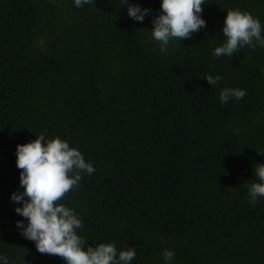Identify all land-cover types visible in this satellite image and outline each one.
I'll list each match as a JSON object with an SVG mask.
<instances>
[{
	"label": "trees",
	"instance_id": "1",
	"mask_svg": "<svg viewBox=\"0 0 264 264\" xmlns=\"http://www.w3.org/2000/svg\"><path fill=\"white\" fill-rule=\"evenodd\" d=\"M128 2L151 12L140 22L125 0H0V256L66 264L21 234L11 199L24 190L16 147L43 134L95 168L59 202L86 246L133 247L130 264H264V197L249 195L264 164V47L214 56L227 11L264 28V0H206V27L166 54L152 37L161 0ZM224 88L247 94L222 103Z\"/></svg>",
	"mask_w": 264,
	"mask_h": 264
},
{
	"label": "clouds",
	"instance_id": "2",
	"mask_svg": "<svg viewBox=\"0 0 264 264\" xmlns=\"http://www.w3.org/2000/svg\"><path fill=\"white\" fill-rule=\"evenodd\" d=\"M206 0H161V13L152 20V37L160 44L162 54L167 53L172 39L179 41L191 39L194 33L206 27L202 19V5ZM94 0H74L76 7L93 4ZM128 16L143 22L151 9L141 8L125 0ZM262 25L258 18L247 11L231 9L227 11L222 29L226 41L215 48L214 56L232 57L242 48L248 46L253 50L256 44L264 47ZM222 78L208 75L205 80L217 85ZM246 91L238 88H224L220 92V101L228 103L230 99L237 101L246 96ZM43 134L35 140L16 147V166L20 169V185L23 192L13 193L11 199L20 203L15 212L26 218L17 221L16 226L21 234L33 242L41 254L58 256L66 264H130L136 257V249L128 247L117 253L113 243H99L97 246H86V240L77 234L83 227L82 221L74 210L59 203L65 196L78 186L82 179L81 173L89 176L95 172L92 163L86 162L82 153L70 147L60 137L42 143ZM254 182L249 188L250 202L257 203V197H264V164L254 167ZM165 261H171L175 252L165 249L162 253ZM3 264H9L6 256H0Z\"/></svg>",
	"mask_w": 264,
	"mask_h": 264
}]
</instances>
